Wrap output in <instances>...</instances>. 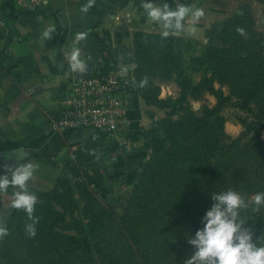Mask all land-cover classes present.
Segmentation results:
<instances>
[{"label":"crops","instance_id":"obj_1","mask_svg":"<svg viewBox=\"0 0 264 264\" xmlns=\"http://www.w3.org/2000/svg\"><path fill=\"white\" fill-rule=\"evenodd\" d=\"M203 9L195 23V32L170 34L202 46L218 43L221 29L234 8L232 0H154ZM44 0L34 11L21 10L16 0H0V161L12 149L23 147L37 165L27 191L36 195L50 191L62 169L84 175L98 190L119 194L135 182L146 148L142 132L164 112L148 105L136 92L129 98L128 124L114 135L93 131H64L52 127L60 116L59 99L82 74L70 68L69 53L79 32H87L76 47L81 59L102 57L105 67L132 61V41L136 32L160 34L166 30L153 22L141 7L142 0ZM55 24L51 40L42 39L48 25ZM192 26L191 15L184 21ZM175 84H162L159 98L175 99ZM208 99L209 106L215 100ZM199 106V104H198ZM9 174L10 173H6ZM9 187L0 193V226L5 227L14 193Z\"/></svg>","mask_w":264,"mask_h":264},{"label":"trees","instance_id":"obj_2","mask_svg":"<svg viewBox=\"0 0 264 264\" xmlns=\"http://www.w3.org/2000/svg\"><path fill=\"white\" fill-rule=\"evenodd\" d=\"M257 1L264 4V0ZM249 17L248 7L241 6L234 18L224 23L219 46L209 45L205 48L204 56L208 57L206 62L212 66L215 75L225 74L226 67L232 62V55L236 58L241 52H248L245 33L249 29ZM237 28H242L244 35L239 34ZM241 41L243 49L240 46ZM182 43V39L170 35L164 37L141 32L133 34L132 59L136 64L134 75L138 95L147 104L169 111L166 117L155 122L145 132L151 147L152 160L160 158L161 155L165 156L161 163L165 169L171 171L174 178L179 176L185 165L193 168L192 172L199 180L206 178L203 175L208 174L210 179L206 180L211 181V184L207 195L210 199L212 193L229 189L241 194L253 191L254 182L246 183L243 188L238 175L247 172L244 167L249 163L250 157L252 158L246 149L249 147L242 146L245 149L241 153L239 140L227 144L223 133L225 120L221 111L230 103V96L210 85L205 90L215 98L212 107H203L200 113H196L188 105L190 90L194 91L196 87L186 76L187 64L183 59V51L179 50ZM154 75L165 80L173 79L179 90L175 100L159 99V89L153 88L149 81ZM145 77L147 84L141 87L140 82ZM245 107L244 104L241 105L242 109H246ZM253 147L264 155V143L260 149L259 141ZM228 153L229 158H226ZM220 156H224L225 160H221ZM149 167L151 175H154V168ZM153 178L151 176L149 179L151 183L154 182ZM179 181L180 177L176 178L177 185ZM138 188L135 187V194L140 191ZM175 190H178L176 185ZM36 196L39 201L34 213L39 217L36 236L31 241L20 240L21 236H28L25 228L31 221L23 209H12L5 225L9 234L0 239V258L7 257L10 252L28 249L37 253L41 249L65 262L77 258L79 264H123L124 262H120L123 255L125 260L144 264L141 263L140 252L134 248L135 237L130 238L131 235L125 232L124 221L110 206L97 198L84 177L74 185L66 180H57L50 191L38 192ZM100 233H111L116 237V253L112 256L100 246L103 244L98 237ZM120 236L125 241L123 244L119 240Z\"/></svg>","mask_w":264,"mask_h":264},{"label":"rangeland","instance_id":"obj_3","mask_svg":"<svg viewBox=\"0 0 264 264\" xmlns=\"http://www.w3.org/2000/svg\"><path fill=\"white\" fill-rule=\"evenodd\" d=\"M232 3L234 8L226 21L233 19L243 5H246L249 10L250 17L247 21L249 29L245 33L248 52L246 54L241 52L236 58L235 55H232L230 59L232 62L226 67L225 74L216 73L215 75L212 66L206 62L208 57L204 56L205 48L211 44L202 46L198 42L182 39L183 43L179 50L183 51V59L187 64L186 76L196 87L194 91L190 90L191 94L188 97V105L194 112L200 113L203 107L214 105L209 106L207 98L210 97V100H215V98L205 90L210 85L231 98L230 103L221 111V116L225 120L223 133L227 144L230 141L239 140L241 153L245 149L242 146L249 147L246 149L251 153L252 158L250 157L249 163L244 167L247 172L237 174L240 176L243 188L246 183H254L253 191L241 194L249 202V207L241 213L242 216L248 218L247 226L253 229L254 240L258 239L257 243L260 244L264 243V208H261L259 212H254L251 200L257 192H264V155L261 154L262 151L255 150L253 147L259 141L260 149L264 143V4L257 0H232ZM219 41L220 35L218 43L213 46L218 47ZM242 41L244 42L243 38ZM242 41L240 46L243 49ZM128 64L133 67V73H135L136 64L133 59ZM154 76L149 81L153 88L159 89L158 97L162 84H175L173 79L165 80ZM136 93L138 94V92ZM242 104L246 106V109L241 108ZM150 106L163 111L164 117L169 112L165 108ZM157 121H154L152 125ZM147 130L142 132L146 148L141 150L142 161L135 182L128 187L125 185L119 194H106L95 188L86 179V176L73 175L65 169L61 170L55 182L66 180L70 185H74L84 177L92 186L97 198L110 206L113 212L124 221L126 234L131 235L130 238L135 237L134 248L140 252L141 263L183 264V261L188 259L194 251L187 242L188 238L194 237L195 232L203 227L202 217L213 203L207 195L211 181L206 179H210V177L208 174H204L203 176L206 178L199 180L194 176L193 168L185 165L178 176L180 181L177 185L176 178L178 177L174 178L171 171L165 169L161 163L165 156L161 155L160 158L152 160L151 147L145 136ZM220 157L221 160H225L224 156ZM226 158H229V153ZM149 166L154 168L152 169L154 175H151L148 170ZM151 176L154 177L153 183L149 180ZM175 185L178 190H175ZM135 187H139L138 194H135ZM75 199L78 200L76 196ZM79 207L81 208V204ZM11 211L12 208L8 214ZM79 213L78 210L77 214ZM191 223L194 224L191 225ZM122 236L119 240L123 244L125 241ZM98 237L103 241L100 246H103L106 253L110 256L116 253L115 236H112L111 233H100ZM20 240L31 241V238L24 235ZM46 251L40 249L35 253L26 249L10 252L7 257L0 258V264H79L77 258H71L65 262L62 258L53 257ZM120 262L137 264L135 261L125 260L123 255Z\"/></svg>","mask_w":264,"mask_h":264},{"label":"clouds","instance_id":"obj_4","mask_svg":"<svg viewBox=\"0 0 264 264\" xmlns=\"http://www.w3.org/2000/svg\"><path fill=\"white\" fill-rule=\"evenodd\" d=\"M93 4L82 8L87 12ZM141 7L147 16L155 23L166 29L162 35H179L182 32H195V23L204 16L203 9L193 10L191 6L177 3L172 9L168 3L159 4L154 0H142ZM191 15L192 26H186L184 21ZM56 30L55 24H50L42 33V39L51 40L52 33ZM237 32L244 35L242 28H237ZM87 32L77 33L73 41V49L69 53L70 68L74 73L85 74L88 71L87 64L81 59V50L76 47L85 40ZM122 71L126 74L127 69ZM147 84V77L140 86ZM28 157V152L23 147L12 149L6 154V158L14 160L18 166L9 167L8 173L0 175V193H6L9 187L20 189L14 193L9 207L12 209H23L31 223L26 225L25 231L30 238L36 236V224L39 217L35 216V206L39 202L36 195L27 191V184L33 178L37 165L30 162L20 163ZM213 201L209 210L202 217L203 227L195 232L194 237L188 238V243L194 251L191 256L183 261V264H264V243H257L254 240V232L247 226L248 218L241 215V212L249 207L241 193L229 189L224 192L212 193ZM254 205L253 211L259 212L264 208V192H257L251 200ZM9 234L7 227L0 226V239Z\"/></svg>","mask_w":264,"mask_h":264},{"label":"built area","instance_id":"obj_5","mask_svg":"<svg viewBox=\"0 0 264 264\" xmlns=\"http://www.w3.org/2000/svg\"><path fill=\"white\" fill-rule=\"evenodd\" d=\"M21 10L34 11L44 0H16ZM91 75L72 83L59 99L60 116L52 127L64 131H93L114 135L128 124L129 98L137 91L133 67L117 62L103 65L102 57L86 56ZM126 68L125 74L122 69Z\"/></svg>","mask_w":264,"mask_h":264},{"label":"water","instance_id":"obj_6","mask_svg":"<svg viewBox=\"0 0 264 264\" xmlns=\"http://www.w3.org/2000/svg\"><path fill=\"white\" fill-rule=\"evenodd\" d=\"M87 67H88L87 73L82 74L80 79H86V78L90 77V75H91V65L88 64ZM10 163L11 162H9V161H3V162L0 161V175H4V174H6L8 172L7 170L10 167Z\"/></svg>","mask_w":264,"mask_h":264}]
</instances>
